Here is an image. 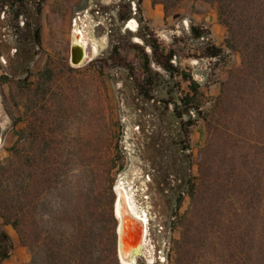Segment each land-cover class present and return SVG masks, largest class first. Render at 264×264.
<instances>
[{
    "label": "rangeland",
    "instance_id": "374dc122",
    "mask_svg": "<svg viewBox=\"0 0 264 264\" xmlns=\"http://www.w3.org/2000/svg\"><path fill=\"white\" fill-rule=\"evenodd\" d=\"M22 1L18 9L17 0H0V160L9 156L18 130L34 127L35 146L48 150L62 176L58 188L48 191L54 192L52 205L61 195L72 208L78 192H112L114 209L121 183L151 220L154 260L139 257L138 264H169L211 133L203 115L182 102L188 82L172 77L156 53L172 52L171 63L199 83L208 110L241 65V56L224 45L226 29L218 19L210 23L216 7L187 3L166 14L145 0H45L39 14L38 0ZM75 29L87 31L97 54L80 67L70 62ZM211 44L223 48L220 57L207 56ZM115 49L127 65L112 59ZM47 69L52 77L44 93ZM147 76L150 85L139 88ZM0 230L13 243L2 264L29 263L31 255L1 219Z\"/></svg>",
    "mask_w": 264,
    "mask_h": 264
},
{
    "label": "trees",
    "instance_id": "16d2710c",
    "mask_svg": "<svg viewBox=\"0 0 264 264\" xmlns=\"http://www.w3.org/2000/svg\"><path fill=\"white\" fill-rule=\"evenodd\" d=\"M17 1L20 9L23 1ZM38 1L40 14L45 0ZM151 3L166 14L187 3L216 7L226 29L225 47L241 56L240 67L204 111L206 96L199 83L173 66L172 52L156 53L172 77L188 82L182 102L203 115L211 133L199 155V175L189 188L191 205L180 218L181 236L173 243L169 264H264V0ZM193 31L201 36L197 28ZM35 39L40 45V28ZM222 53L212 44L206 49L212 58ZM114 54L116 64L127 65L117 49ZM142 54L147 58L144 50ZM145 65L148 71L147 60ZM42 76L45 93L51 70ZM149 85L147 76L138 86ZM36 134L28 125L18 130L9 156L0 160V219L31 255L26 264H121L112 192H78L72 208V200L61 195L54 207L49 200L54 192L48 191L58 188L62 176L49 162L48 150L35 146ZM12 248L11 237L0 230V264Z\"/></svg>",
    "mask_w": 264,
    "mask_h": 264
},
{
    "label": "water",
    "instance_id": "95a60500",
    "mask_svg": "<svg viewBox=\"0 0 264 264\" xmlns=\"http://www.w3.org/2000/svg\"><path fill=\"white\" fill-rule=\"evenodd\" d=\"M86 61H89V59L85 56V50L82 46L72 44L70 56L72 66L80 67ZM116 194L117 198L115 202L118 199V193L116 192ZM114 216L117 220V249L120 263L131 264L133 259H136V262H138L139 257L149 261L145 252V240L149 237V232L146 234L145 222L134 215L125 203H122L119 213H117L114 204Z\"/></svg>",
    "mask_w": 264,
    "mask_h": 264
},
{
    "label": "bare ground",
    "instance_id": "6f19581e",
    "mask_svg": "<svg viewBox=\"0 0 264 264\" xmlns=\"http://www.w3.org/2000/svg\"><path fill=\"white\" fill-rule=\"evenodd\" d=\"M130 27L133 28V29L136 27L135 24H134V22H131L130 23ZM76 32H77V30L75 29L74 36H73V39H72V44H79L85 50V46H83L81 43H79L77 41L78 37H77ZM85 56H86V54H85ZM1 142H2V140L0 139V148H1ZM120 185H121V183H120ZM120 185L119 186H118V184L116 185V191L118 193V199L115 202V206H116L117 213H119L122 203H125V205L130 209V211L134 215L138 216L139 218H141L145 222V225H146V234H148V232H149V229H148V227H149V220L147 218V215L139 211L137 205L132 200V197L129 194L128 190L126 188H124V187H121ZM121 188H122V190H121ZM148 240H149V237H147L146 240H145V246H146L145 247V252L147 254L148 260L149 261H153L154 260V255H153L154 249H153V247H150L149 246ZM131 264H138V262H136V259H133L132 262H131Z\"/></svg>",
    "mask_w": 264,
    "mask_h": 264
},
{
    "label": "flooded vegetation",
    "instance_id": "af4514ba",
    "mask_svg": "<svg viewBox=\"0 0 264 264\" xmlns=\"http://www.w3.org/2000/svg\"><path fill=\"white\" fill-rule=\"evenodd\" d=\"M128 28L130 29L129 26H128ZM76 30H77L76 34H77V37H78L77 41L79 43H81L83 46H85V54H86L87 58L89 59L91 56L92 57L96 56L97 54H95V50H94L93 44L91 43V40H90L91 38L88 36L87 31H82V30H78V29H76ZM84 35H85V37H84Z\"/></svg>",
    "mask_w": 264,
    "mask_h": 264
},
{
    "label": "crops",
    "instance_id": "0c3cea01",
    "mask_svg": "<svg viewBox=\"0 0 264 264\" xmlns=\"http://www.w3.org/2000/svg\"><path fill=\"white\" fill-rule=\"evenodd\" d=\"M149 5H151V2H150V0H145V6H149ZM157 6V5H156ZM209 15V17H210V19H211V21H210V23H217V17H216V14H215V12L213 11L211 14H208ZM218 25V24H217ZM199 136V134H197L195 137H198ZM6 227H9V226H6Z\"/></svg>",
    "mask_w": 264,
    "mask_h": 264
}]
</instances>
